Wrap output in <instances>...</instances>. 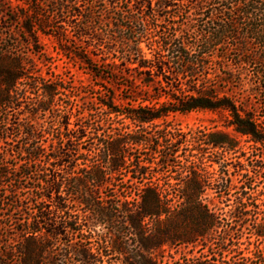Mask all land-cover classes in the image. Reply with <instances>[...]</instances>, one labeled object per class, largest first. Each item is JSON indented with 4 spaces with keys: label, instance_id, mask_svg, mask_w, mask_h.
Returning <instances> with one entry per match:
<instances>
[{
    "label": "trees",
    "instance_id": "1",
    "mask_svg": "<svg viewBox=\"0 0 264 264\" xmlns=\"http://www.w3.org/2000/svg\"><path fill=\"white\" fill-rule=\"evenodd\" d=\"M15 2L0 0V264H102L106 249L123 255L121 264H153L165 245L203 242L214 234L226 235L222 245L228 237L235 246L252 211L246 194L239 192L233 221L225 226L215 204L201 199L206 189L219 197L228 188L225 171L211 183L205 165L222 168L219 154L236 150L229 133H199L192 144L196 154L184 156L178 150L182 135L161 137L153 142L164 150H158L160 167L182 163L175 186L170 180L148 184L137 203L100 195L135 163L136 146L151 145L142 130L172 114H225L226 128L259 145L264 162V115L246 106V84L250 95H264V0ZM42 37L52 39L74 67L122 82L131 103L116 106L110 94L100 105L133 122L138 137L116 129L102 136L100 124H86L85 112L74 113L63 78L32 76L29 59L43 51ZM21 45L31 54L20 52ZM41 114H50V124L40 122ZM89 129L92 147L82 152ZM139 169L131 179H145L148 173ZM98 227L109 231L101 235ZM251 227L264 239V222ZM100 242L108 246L97 254Z\"/></svg>",
    "mask_w": 264,
    "mask_h": 264
},
{
    "label": "rangeland",
    "instance_id": "2",
    "mask_svg": "<svg viewBox=\"0 0 264 264\" xmlns=\"http://www.w3.org/2000/svg\"><path fill=\"white\" fill-rule=\"evenodd\" d=\"M12 1L17 4L15 0ZM13 28L17 29L18 27L14 26ZM39 43L40 48L43 50L40 54L32 55L28 51L29 48L23 45L18 48L20 52L31 54L29 59L31 66L29 69L33 71V77L38 80L40 77L50 78L53 74V76L57 75L63 78L67 88H69L68 94L71 96V101L76 106L74 113L78 115L85 112L83 114L85 115L86 124H100V134L102 136L105 133L108 134L111 129H116L122 133L137 131L138 137L141 131L138 130L133 122L123 116L108 115L107 108L100 105V98L101 100L108 99L110 94H114L116 106L123 108L131 103L128 99L131 94L125 89L121 81L97 79L93 74L74 67L73 64L68 63L65 58L57 54L55 43L52 39L42 37ZM147 43L148 40L145 38L142 46L148 56H150V50L146 47ZM252 70L253 68H247L246 73L252 76ZM250 87V84H246V106L255 108L259 116H262L264 115V109L262 108L264 95H250ZM161 101H165V99ZM139 102H135L134 105L137 106ZM59 104L61 105L60 109L64 110L65 99ZM91 108L93 109L92 113H88L86 110ZM24 116L17 117L22 120ZM39 120L47 126L52 121V118L50 114H41ZM89 130L90 138L82 143V152H85V148L90 149L92 147L93 130ZM142 131H144L143 135L152 140L151 145L135 147L132 152L135 156V163L127 166L121 176L111 178L105 184L108 190L101 193V198L137 203L140 191L148 184H163L170 180V185L174 184L175 186L176 181L173 178H176L175 176L181 173L180 166L182 163L177 161L178 163L174 167L170 166L169 169L164 171L160 167L163 160L158 151L164 152V150L156 148L154 143L161 137L173 135L174 138L179 139L181 137L178 136L182 135L185 143L183 142L181 148L178 149L180 156L189 155L190 153L196 154V147L192 144L197 141L196 138L199 133L221 131L229 133L235 139L238 147L235 151L219 154L221 162H223L222 168L218 164L207 162L205 172L212 183L222 177L219 175L221 169L225 171L226 175L223 184L228 188L219 197H216L215 189H206L201 199L206 204H215L214 211L221 218L223 226L233 221L235 201L239 192L240 195H242L241 192L246 194L243 195L246 196V207L248 210H252L246 223V228L242 230V235L240 233V235L235 234L234 236L235 240L233 242L236 244L235 246H231L229 240L232 239H228V237H226L228 242L226 241L227 243L222 245L221 238L226 235L219 236L214 234L203 242L165 245L154 254L155 260H153V264H264V239L258 240L252 235L251 230V226L255 221L257 223L264 222V162L261 159V147L251 142L248 137L240 136L232 129H227L225 114L209 111L172 114L165 120H161ZM177 147L174 141V149H177ZM154 150H157V153H154ZM216 153L217 151L215 150H207V156L216 157ZM180 160H183V158H180ZM139 167L145 170L148 175L144 180L131 179V174H134L133 176L137 178V172L140 171ZM108 231V228L103 227L96 229V232L101 235ZM237 239L239 240L236 241ZM93 242L97 241L93 240ZM96 244H94L95 253L100 252L103 246H108L106 244L102 245V242L99 243V246H96ZM105 251L106 253H102L104 255L102 264H121L124 258L123 255L120 256L109 249Z\"/></svg>",
    "mask_w": 264,
    "mask_h": 264
}]
</instances>
